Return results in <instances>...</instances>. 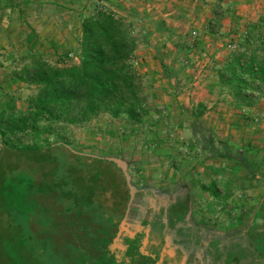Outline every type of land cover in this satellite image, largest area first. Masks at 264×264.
Returning a JSON list of instances; mask_svg holds the SVG:
<instances>
[{
    "label": "rangeland",
    "instance_id": "1",
    "mask_svg": "<svg viewBox=\"0 0 264 264\" xmlns=\"http://www.w3.org/2000/svg\"><path fill=\"white\" fill-rule=\"evenodd\" d=\"M115 1L127 10L139 11V15L130 18L127 10L108 6V9L125 17L134 26L139 41L134 65L142 76L143 96L152 112L140 126H128L108 116L86 126H69L65 139L75 152L118 160L126 169L131 201L122 235L115 245V249L119 250L118 255L125 248V234L139 229L148 215L154 217L168 204L178 201H189L187 219L191 225L200 229L205 243H211L216 236L229 238L244 234L252 225L264 199V162L254 178H250L246 169L238 167L239 163L235 160L219 159L217 154L222 145L218 137L244 146L252 145L260 152L258 157L263 156L262 138L253 140L251 137L264 135V113L252 114L249 109L242 107L228 112L220 110L222 107L217 110L210 108L202 120L195 122L190 114L193 108L176 106L175 100L191 90L190 85L194 89L201 88L208 81L211 83L212 76L213 79L214 76L217 78L218 69L231 52H264V27H258L257 22L261 15L264 16V8L258 13L254 11L250 25L243 22V26H237L240 23L237 18L242 19L237 13L241 11L243 3L240 0H227L225 6L230 5L232 10L220 19L218 32L210 34L208 24L213 18L215 0ZM101 6L107 7L103 3ZM87 9L92 10V2L89 0L83 3H71L70 0H0L1 112L25 113L29 100L36 95V87L14 79V72L26 64L31 53L43 55L55 66L74 65L78 49L76 28L81 26L78 14L81 11L87 12ZM145 15L155 20H165L175 30L172 34L154 33L149 37L152 45L159 48L160 58L154 48L145 43L144 35L154 32V26L150 24L149 18L145 19ZM251 31L255 32L253 40L245 42L247 33ZM161 58L179 72L174 73L170 81L162 76ZM219 113H226L233 118L230 115L232 113L236 117L235 123L230 120L214 125V120L218 122ZM231 122L235 126V133L241 134L243 140H234L230 136L231 128L227 125ZM238 129L241 133L236 132ZM228 133L229 136L225 138ZM213 138L214 150L211 151L209 141ZM51 141L56 143L53 139ZM28 144L30 140L24 138L22 145ZM219 163L231 164L237 171L233 173L227 166L218 174L214 169L215 164ZM3 166L6 168L8 162ZM29 166L30 169L24 167L20 171L28 175L36 168ZM217 175L237 183L233 199L238 205V211L233 206L220 204H217L219 208L213 205L209 211L198 209L197 195L201 181ZM203 197L201 200L207 199V196ZM2 203L0 199V264H14L15 257L20 255L21 244L28 252L29 256L26 257L29 264H32L33 258L39 260L40 264L106 263L95 262L96 255H92L94 251L91 244L85 245L84 239L75 241L72 232L75 235L79 232L63 226L59 235L61 242L54 245L52 250H49L48 243L38 245L43 249L37 255V244L31 242L28 236V218L24 217L22 221L10 217ZM232 239H227L228 243L222 245L229 247ZM168 243L170 245L172 241L168 240ZM194 256L186 257L184 264H212L210 257L203 252H196Z\"/></svg>",
    "mask_w": 264,
    "mask_h": 264
},
{
    "label": "trees",
    "instance_id": "2",
    "mask_svg": "<svg viewBox=\"0 0 264 264\" xmlns=\"http://www.w3.org/2000/svg\"><path fill=\"white\" fill-rule=\"evenodd\" d=\"M85 1L88 0H70L71 3ZM89 1L92 10L78 14L79 64L55 66L43 55L31 53L26 64L14 72L16 81L36 87L37 93L29 100L25 113L0 111V199L10 217L22 221L28 218V236L37 244V255L43 249L38 245L48 243L52 250L61 242L63 226L79 232V238L72 232L75 241L84 239L85 245L91 244L95 262L130 264L126 261L130 260L134 264L139 257L133 241H128L131 248L125 256L117 257L114 251L131 201L126 173L114 160L73 151L65 139L69 126H86L103 116L128 126H140L152 112L143 96L142 76L134 65L139 43L134 26L108 6L121 11L127 9L115 0ZM226 1L215 0L213 18L208 24L210 34L218 32L220 19L232 10L230 5L225 6ZM126 12L130 18L139 15L137 9ZM147 18L154 32L144 35L145 43L160 58L159 48L152 45L149 37L154 33L172 34L175 30L165 20L145 15ZM258 27H264V16ZM254 35L255 32H248L244 41H252ZM160 64L163 78L169 81L174 73H179L163 58ZM217 76L239 107L251 109L264 100V52H231ZM206 111V106L199 103L190 114L198 122ZM24 138L30 144L22 145ZM215 138L209 141L211 151ZM218 140L222 145L217 154L219 159L235 160L238 167L246 169L247 176L254 178L264 162V152L258 157L260 152L252 145L219 137ZM5 162H8L6 168ZM29 165L36 168L24 175L20 170ZM211 192L220 198L217 184L211 186ZM167 206L156 214L152 227L171 232L175 244L181 247L173 259L181 261L185 247L202 248L205 242L197 234L198 228L187 219L188 200ZM231 237L229 247L222 245ZM207 251L215 264H264V199L244 234L217 237L208 243ZM19 254L14 264H29L28 252L22 244ZM34 259L32 264H40Z\"/></svg>",
    "mask_w": 264,
    "mask_h": 264
},
{
    "label": "crops",
    "instance_id": "3",
    "mask_svg": "<svg viewBox=\"0 0 264 264\" xmlns=\"http://www.w3.org/2000/svg\"><path fill=\"white\" fill-rule=\"evenodd\" d=\"M241 3H243V5L241 6V11L238 12L237 14L242 16V19H238V21L240 22L239 24H237V26H243L241 25L243 22L247 23L250 25L249 22H252V15L254 14V11L261 12L262 8H264V0H240ZM263 17V15H261ZM241 18V17H240ZM259 21V19L257 20V22ZM236 24V23H235ZM234 24V25H235ZM258 24V23H255ZM225 26V25H224ZM78 29L77 34L75 35L77 38V47H79V41L81 38V29L80 27L77 26L76 30ZM77 53V51H76ZM58 54V53H57ZM73 58V57H72ZM76 61L74 64H79V58L78 55H76L75 57ZM59 66H63V65H59ZM66 66H69V64H66ZM215 79H213L212 76V80L211 83L208 81L206 84H204L201 88L194 89L192 88V85H190L191 90H187L185 93H183L182 95H180L177 100H175V105L176 106H184L185 108H193L195 106H197L199 103H202L206 106L207 111L210 110V108L217 110L218 107H222L220 108V110H224L225 112L231 111L232 109L234 110L235 108H240L235 101L231 98V96L228 94V92L220 85L219 83V79L218 76L217 78L214 76ZM210 105V107H209ZM249 111L252 114H263L264 113V102L261 101L257 106H255L254 108L249 109ZM234 112V111H233ZM231 116H233V118L231 119L229 115H227L226 113H219L218 114V122L216 120H214V125L216 123H221L222 121H224L225 123L227 121H232L235 123V119L236 117L230 113ZM179 117H181V114H179ZM229 123L227 125L228 128H231V137H234L236 139H242V135H237L235 133V126H232V123ZM241 129V128H240ZM240 129H238L236 132H240ZM262 130H264V127H262ZM229 136L228 134H225V138H227ZM241 137V138H240ZM253 140L261 139L264 142V135H260V136H253L251 137ZM252 143H256L255 141H251ZM260 142L258 141V144ZM264 147V146H263ZM217 162V161H216ZM202 164V163H200ZM215 168L214 172H217L218 174H221L223 172L224 169L227 168V166L233 173H235L237 171V169L232 166L231 164L227 165L226 163L223 164H215ZM191 171H189L190 173ZM193 172V171H192ZM232 176V175H231ZM223 180H228L227 182H224ZM213 184H217L218 188L220 189L221 193H220V198H216L215 196H213L212 192H211V186ZM237 183H235V181L233 180H229L227 178H225L223 175H217L213 178H208L206 177L204 181H201L200 185H199V194L198 196V204L199 210H204V211H209L210 208L213 207V205L217 208V204L223 205V206H228L231 207L233 206L235 208V211H238V205L236 203V201L233 199L234 195V186ZM202 196V197H201ZM203 196H207V199L205 200H201V198H204ZM232 202V203H231ZM223 206H221L220 208H222ZM219 208V207H218ZM219 215V214H218ZM124 225V224H123Z\"/></svg>",
    "mask_w": 264,
    "mask_h": 264
},
{
    "label": "flooded vegetation",
    "instance_id": "4",
    "mask_svg": "<svg viewBox=\"0 0 264 264\" xmlns=\"http://www.w3.org/2000/svg\"><path fill=\"white\" fill-rule=\"evenodd\" d=\"M154 217L150 215L145 218L140 225V228L131 231L127 234H125V248L123 251H121V255H118L119 250L115 249L114 251L117 254V257H123L126 255L127 251L131 248V246L128 244V241H133L136 243L137 246V253L139 259H137L134 264H184L186 262V257H194V254L196 252H203L205 255L209 256L212 264H215V261L213 260L212 256L207 251V243L204 244L202 248L199 247H191L187 248L185 247L182 251H184V255L182 256L181 261H176L173 258L178 255V251L181 247L179 245L175 244L174 238L170 231L167 229L160 231L159 229L153 228V222L156 219V214ZM188 218V217H187ZM164 222H166V219L164 218ZM197 234L201 236L204 240L203 233L198 228ZM122 235V232L119 234V236ZM221 237V236H216ZM214 238V239H215ZM168 240H171L172 243L169 245ZM205 242V240H204ZM222 247V246H220ZM143 258H147L144 260ZM193 258V259H194ZM127 263H130L132 261L126 260ZM194 262H197L194 260Z\"/></svg>",
    "mask_w": 264,
    "mask_h": 264
},
{
    "label": "water",
    "instance_id": "5",
    "mask_svg": "<svg viewBox=\"0 0 264 264\" xmlns=\"http://www.w3.org/2000/svg\"><path fill=\"white\" fill-rule=\"evenodd\" d=\"M1 149H2V143H1V136H0V153H1ZM118 165L119 167H121L123 169V171L126 173V169L125 167L118 161V160H114Z\"/></svg>",
    "mask_w": 264,
    "mask_h": 264
},
{
    "label": "built area",
    "instance_id": "6",
    "mask_svg": "<svg viewBox=\"0 0 264 264\" xmlns=\"http://www.w3.org/2000/svg\"><path fill=\"white\" fill-rule=\"evenodd\" d=\"M70 57L72 58V55H70Z\"/></svg>",
    "mask_w": 264,
    "mask_h": 264
}]
</instances>
